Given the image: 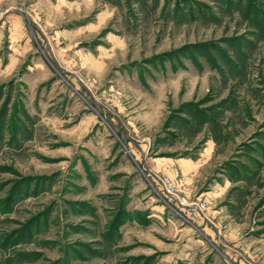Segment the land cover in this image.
I'll return each instance as SVG.
<instances>
[{
	"label": "rangeland",
	"instance_id": "rangeland-1",
	"mask_svg": "<svg viewBox=\"0 0 264 264\" xmlns=\"http://www.w3.org/2000/svg\"><path fill=\"white\" fill-rule=\"evenodd\" d=\"M241 261L264 264V0H0V264Z\"/></svg>",
	"mask_w": 264,
	"mask_h": 264
},
{
	"label": "built area",
	"instance_id": "built-area-1",
	"mask_svg": "<svg viewBox=\"0 0 264 264\" xmlns=\"http://www.w3.org/2000/svg\"><path fill=\"white\" fill-rule=\"evenodd\" d=\"M158 189L161 191V196L168 204H174V206L180 211L187 214L198 215L199 211L204 209V202L199 200L187 201L184 195L179 192L175 183L167 176L158 177L156 181Z\"/></svg>",
	"mask_w": 264,
	"mask_h": 264
},
{
	"label": "crops",
	"instance_id": "crops-1",
	"mask_svg": "<svg viewBox=\"0 0 264 264\" xmlns=\"http://www.w3.org/2000/svg\"><path fill=\"white\" fill-rule=\"evenodd\" d=\"M240 264H242V261L240 262ZM243 264H245V263H243Z\"/></svg>",
	"mask_w": 264,
	"mask_h": 264
}]
</instances>
